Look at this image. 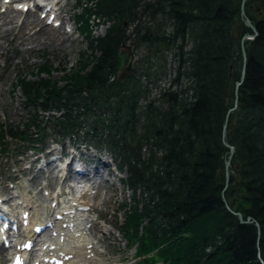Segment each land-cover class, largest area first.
I'll list each match as a JSON object with an SVG mask.
<instances>
[{"label":"trees","instance_id":"trees-1","mask_svg":"<svg viewBox=\"0 0 264 264\" xmlns=\"http://www.w3.org/2000/svg\"><path fill=\"white\" fill-rule=\"evenodd\" d=\"M240 5L241 0H99L96 14L115 21L104 37L89 41L99 52L95 61L86 57L76 70L62 73L59 80L66 83L60 88L59 80L20 82L27 100L66 111L54 129H72L91 115L92 106L107 117L130 188L140 186L148 198L142 211L137 204L125 211L121 227L137 255L146 256L141 264H264V0H246L244 6L257 36L244 42V79L227 122L226 142L234 153L224 189L230 153L222 130L242 68L240 38L252 33L240 18ZM123 43L142 46L145 54L121 82L115 76ZM172 48V82L191 78L192 100L186 96L189 85L141 107L148 92L140 76H158L163 51ZM49 70L42 65L39 71L50 75ZM231 204L251 223L241 224L226 208Z\"/></svg>","mask_w":264,"mask_h":264},{"label":"rangeland","instance_id":"rangeland-1","mask_svg":"<svg viewBox=\"0 0 264 264\" xmlns=\"http://www.w3.org/2000/svg\"><path fill=\"white\" fill-rule=\"evenodd\" d=\"M87 8H89L88 2L86 0H79V6L77 9H73V7H69L68 11L66 12L67 16H72L73 14H78L82 11H85ZM94 23L91 22L92 30H95V36L101 35L98 31L94 28ZM71 24V22L69 23ZM74 37L76 40L72 43V46L70 49H54L55 45H52V47L47 46L46 48H43L41 50H38L33 53H27L23 55V58L21 60V51L20 49H17L15 52L8 54L9 57L7 59L0 58V114H2L1 110L3 107H5L4 110V116H0V122L5 123L6 125H13V126H19L22 129V123L24 121L23 118H25L30 112L37 111L38 106H34L31 104H27L25 102V98L23 97V94L21 90H19V82L25 78L26 81H35V79H48L50 81H57L62 76V73L67 72L68 70H76L78 62L81 59L86 58L87 56H90V58H93V55L98 56L97 52L92 53L88 47L87 39H85L83 36H78L77 34H74ZM128 46V45H126ZM126 49L124 47L123 51L121 52L119 56L120 60V66H123L124 62L126 61ZM142 54V51H135L134 52V60H132V64H135V60H137L140 55ZM83 57V58H82ZM166 59H168V56H166ZM34 61L35 64L30 65V62ZM42 65L49 66L50 75H47L46 73H40L38 70ZM124 67V66H123ZM65 70V71H64ZM161 80L167 81L168 77H161ZM62 81L58 84V88L62 86ZM5 98V102L2 103L1 99ZM22 104V107H19ZM19 108V109H16ZM21 109V110H20ZM16 112H24V114H18ZM86 124H84L85 126ZM86 127H83V131H85ZM82 134V133H81ZM84 134V133H83ZM76 140H86L83 135H70L67 140H63L58 135H52L51 132H46V138H45V145L49 148V144L51 141H62V144L68 145L69 143L75 144ZM87 141V140H86ZM90 144H94L93 142H90ZM99 145V151H95L91 148V154L92 156L101 155L104 156L106 161H110L111 159L114 160V162L117 164L116 158L117 155L112 151L109 150L105 145L98 144ZM18 144H16L14 141L5 139L4 141H1L0 139V191H4L3 185L5 182L9 179H16L19 182V176L16 174H10L7 173L5 170L11 167L10 165L13 164L14 166H18L21 169V166L23 165L24 160H20V158H13L9 162H7L6 159H4L5 156H8L12 153L14 149ZM11 151V153H8ZM26 155H29V153H25ZM86 157H83L85 159ZM102 162H99V169L97 171H103L104 169L102 167ZM99 175L102 173L99 172ZM120 177L124 178L126 177L125 173H120ZM103 176V174H102ZM104 177L101 178L103 181V184L108 189L105 190V195L103 194V191H101L99 194H95L92 199H96V203H101V196L102 200L105 196H109L108 200L106 201V204H97L98 210L94 215L100 216L101 219L98 220V225L103 228L106 226L107 228H110L112 231V234L110 236L102 235L99 232H96L97 237H102V244L104 246V251L107 252V255L114 258V260H111L107 262L108 264H134L135 259L133 257L134 250L127 245V241L124 239V237L121 234V228H120V222L122 221V218L117 216L114 212L119 207H121V204H133V195L129 190L126 189V187L120 182L116 181V179H113L114 182L111 186L109 183H104ZM42 184V185H41ZM45 183L39 182V181H33L31 183H28L25 185L27 190H35L42 188H49L53 187L52 184L43 186ZM55 185V182H53ZM112 184V183H111ZM38 192V191H37ZM25 195V194H24ZM141 193L139 195H135V198H141ZM26 196V195H25ZM39 194L37 193V197ZM27 197V196H26ZM142 201V200H140ZM100 208V211H99ZM102 249V248H100ZM134 261V263L132 262Z\"/></svg>","mask_w":264,"mask_h":264},{"label":"bare ground","instance_id":"bare-ground-1","mask_svg":"<svg viewBox=\"0 0 264 264\" xmlns=\"http://www.w3.org/2000/svg\"><path fill=\"white\" fill-rule=\"evenodd\" d=\"M31 0H28L27 2L21 1L17 2L16 0H13L9 5H5L6 8L4 11L0 12V58L7 59L9 57L8 54H11L15 52L17 49H20L22 55L21 60L23 58V55L27 53H33L38 50H41L43 48H46L47 46L52 47V45H55L54 49H70L72 46V43L75 41V37L73 36L72 31L74 28L72 26H67L68 23L71 22L72 17L67 16L66 12L68 11L69 7H74L78 4V0H56L57 3V9L55 12L58 14V19L60 20V27L59 28H52L45 23H42L39 18H36L34 13L32 11L26 12L24 15L21 12V10H18L16 7L17 5H25L30 4ZM54 2V0H51ZM14 4V6H12ZM4 4L0 1V8H3ZM41 13V10L40 12ZM70 29V33L68 31ZM189 46L187 45L185 49H188ZM35 64L34 61L30 62V65ZM2 102L5 101V98L3 97L1 99ZM50 173V170H48ZM55 178V176H53ZM52 178V179H53ZM72 178H68L67 180L63 181V183L72 182ZM87 183H89L90 186H92L93 190L98 188L101 183L99 181H92L88 180ZM72 190V188H70ZM28 193L34 192L33 190H27ZM35 193V192H34ZM109 196H105L102 200L101 196V203L99 204H106V201L108 200ZM32 200L36 199V194L31 196ZM46 201V200H45ZM36 211H33L34 213V219L38 215L42 216V209H43V203L42 201L38 200ZM87 206L89 207L87 213H88V220L85 222V225L87 227L88 224L90 225V228H85L84 235L80 236L76 239V241L73 242L74 245L78 246V249L73 250L72 245L69 243L63 246L62 251H65L66 254H73V259L68 264H107L106 262H109L111 260H114V258L107 255V252L100 248L104 249V246L101 242V239L95 235V232L91 227L93 226L95 228V231L100 232L103 235H111L112 231L104 226L101 228L96 220L93 218V216H89L92 212H95L97 209V204L94 202L88 203ZM42 211V212H41ZM34 221V220H32ZM81 234V231H79ZM89 253L94 254V259H86V255ZM5 257V256H4ZM0 260V264H1Z\"/></svg>","mask_w":264,"mask_h":264},{"label":"water","instance_id":"water-1","mask_svg":"<svg viewBox=\"0 0 264 264\" xmlns=\"http://www.w3.org/2000/svg\"><path fill=\"white\" fill-rule=\"evenodd\" d=\"M244 3H245V0H242L241 1V18L244 20L246 26L249 27V29L253 32V35H246V36H243L242 37V41L243 40H249V39H253L254 37L257 36V32H256V29L253 27L251 21L247 18V16L245 15L244 13ZM129 55H130V61L128 62L127 66L124 68V70L122 71V73L119 75V79L120 80H124L127 75L129 74V72L131 71V65H132V60H133V55L131 52H129ZM241 56H242V71H241V74H240V81L239 82H236L235 84V87L236 89L241 85L242 81H243V78H244V71H245V63H246V53L244 51V48L243 46L241 45ZM236 104H237V91L235 92V102H234V106L228 110L227 112V115H226V122H227V118L229 116V114L236 109ZM225 129H226V123L224 124L223 126V135L222 137L224 138L225 137ZM223 144L224 146L229 150L230 152V155L233 154V148L225 142V140L223 141ZM229 166V162L226 163V168ZM225 178H226V185L228 184V173H225ZM231 207H228L229 210H231ZM236 216L238 217V219L240 220V223H243L244 221L242 220V217L239 213H235Z\"/></svg>","mask_w":264,"mask_h":264}]
</instances>
